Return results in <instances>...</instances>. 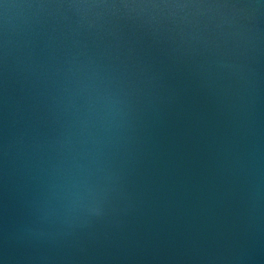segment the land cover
I'll return each instance as SVG.
<instances>
[{"label":"water","instance_id":"obj_1","mask_svg":"<svg viewBox=\"0 0 264 264\" xmlns=\"http://www.w3.org/2000/svg\"><path fill=\"white\" fill-rule=\"evenodd\" d=\"M0 264H264V0H0Z\"/></svg>","mask_w":264,"mask_h":264}]
</instances>
